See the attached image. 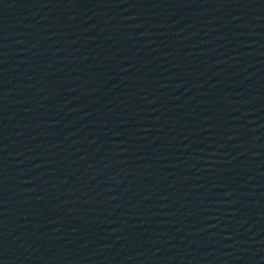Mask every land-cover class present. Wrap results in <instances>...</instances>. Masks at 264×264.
I'll return each mask as SVG.
<instances>
[{
    "label": "water",
    "instance_id": "obj_1",
    "mask_svg": "<svg viewBox=\"0 0 264 264\" xmlns=\"http://www.w3.org/2000/svg\"><path fill=\"white\" fill-rule=\"evenodd\" d=\"M0 264H264V0H0Z\"/></svg>",
    "mask_w": 264,
    "mask_h": 264
}]
</instances>
